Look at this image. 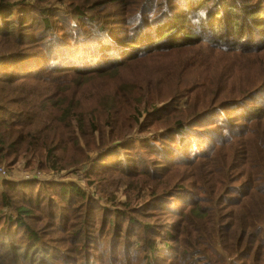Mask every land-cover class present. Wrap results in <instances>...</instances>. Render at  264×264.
Here are the masks:
<instances>
[{"label": "trees", "instance_id": "trees-1", "mask_svg": "<svg viewBox=\"0 0 264 264\" xmlns=\"http://www.w3.org/2000/svg\"><path fill=\"white\" fill-rule=\"evenodd\" d=\"M125 1L89 0L85 9L77 8L67 15L59 14L60 8H57L51 19H46L38 14L40 10L31 0H0V71L3 73L22 70L40 56L39 51L45 52V42L50 40L52 34L50 30H53L51 49L62 44L67 52L65 54L69 55L67 59L72 58L73 54L88 59L83 54L85 49H99L100 46V50H96L98 53L88 55L89 67L79 63H76V67H63L57 65L55 57H52L55 64L51 68L33 67L26 73L0 77V165L13 161V165L22 163L28 169L32 167V170H38L35 166L38 160L46 170L44 172L57 175L87 167V181L75 178L73 184L66 181L58 183L60 191L56 194L70 207L69 217H56L61 218L59 223L56 218L40 227L34 223L31 210L45 208L42 205L45 193L22 205L14 196L17 191L15 186L10 184L4 189L0 186V206L5 210L0 217V264H75L68 254L71 249L63 245V239L57 234L68 230L70 242L75 240L80 243L84 239L82 227L96 207H103L108 212L125 209L126 223L117 228L120 235L136 232L130 230L134 223L140 226L141 233L133 245L134 249L126 252L121 259H116L115 264H126L124 261L129 260L136 261L131 264H264V100H253L264 93V85L261 88L254 85L247 90H231L229 97L223 101L216 96L193 97L190 89L183 87L181 81L170 103H166L164 92L159 87L155 92L148 91L140 96L133 93L139 100L133 99L131 104L125 99L100 97L98 100L86 98L81 105L83 101L80 95L68 101L62 98L56 100L55 95L50 97V94H46L49 90L46 86L55 84L57 80L70 76L94 78L104 73L110 74L112 70L142 59L149 51L156 54L174 52L173 56L205 51L208 61L204 63L195 58L190 62H193L191 70L207 72L222 67L220 63L228 66L230 73L220 76L218 80H225L224 93L230 83L234 84V79L252 74L242 68L256 63L264 65V60L258 55L264 54V0H169L167 8L172 10L169 15L164 12L165 8L148 12L149 4L146 3L137 11H126L131 29H125L123 35L118 36L120 41H115L114 35L106 40L104 35L108 32L92 27L94 21L90 18L89 10L110 5L120 8ZM9 12L12 13L11 17L3 20L2 16ZM28 13H35L38 19L33 21H38L42 26L37 29L36 39L30 40L33 35L30 28L37 25L32 26L27 21ZM162 16L170 17L171 22H165ZM188 18L198 20L201 27L211 34V41H207L204 35L198 39L195 36L197 29H190L192 25ZM57 20L59 23H56ZM73 21L78 22L76 25H79V29L75 28ZM16 25L19 27L16 28ZM138 27L144 28L136 31ZM181 35L186 36L180 42ZM75 42L82 44V48H78ZM166 42H169L170 49L162 45ZM241 43L248 47H240ZM33 44L44 48H36ZM141 46L148 48L142 50ZM198 46L202 50L194 49ZM102 47L112 52L101 51ZM33 50L38 51L31 52ZM134 50L139 51L135 53ZM219 50L223 53L220 54ZM131 53L129 61L118 67L98 68L100 60L111 62L115 57H128ZM108 56L110 60H105ZM62 57L60 53L61 63ZM47 71L59 75L54 81L45 83L44 74ZM190 73L185 80L213 83L208 77L193 81ZM61 82L66 83L67 80ZM239 97L242 98L223 104L226 100ZM48 102H54L53 109L45 107ZM232 107L236 108L234 116L238 117L237 121L235 117L224 118L225 112ZM73 110L75 114L71 113ZM98 111L105 113L102 127L99 125ZM5 114L7 117H4ZM204 115L212 116L208 129L193 128L196 120ZM124 122L130 131L115 133L113 130ZM202 138L205 141L200 144L207 149L199 147L196 151V139ZM101 145L106 147L99 151L104 154L125 150L126 161L122 164H110L108 161L105 167L89 168L99 162L97 159L91 163L90 156ZM131 155L144 165H134ZM70 159L75 161V165L65 168L62 162ZM215 163L218 164L216 169ZM183 170H186L187 178L179 177L177 183L180 189L173 190L174 176ZM214 175L220 178L219 186L238 184L236 188L231 187L237 199H233V211L228 223L221 208L225 195L212 197L208 202L213 206L209 214L197 207L202 201L199 192L204 187L215 188L211 184ZM112 176H118L125 184L127 199L124 203L113 199L115 193L99 188L100 183ZM190 180L193 182L191 196L196 201L191 203L190 215L185 214L184 210L182 217L188 219V224L194 230L191 242H183L175 235L174 229L163 233L164 224H143L139 221L148 205L154 206L153 211H157L156 200H162L160 197L173 199L184 190L185 181L189 183ZM83 183L99 191L98 202L94 200L93 192L81 187ZM54 202L49 196L48 203ZM71 219H77L78 225H74ZM79 226L82 227L76 231ZM110 227L115 228V225L111 224ZM125 228L128 229L125 231ZM16 230H20L22 240L20 237H8ZM204 236L208 238L206 244L199 242L200 237ZM92 245L88 243V247ZM200 246L207 251L213 249L219 252L212 259L198 251ZM53 252L65 255L59 256Z\"/></svg>", "mask_w": 264, "mask_h": 264}, {"label": "rangeland", "instance_id": "rangeland-1", "mask_svg": "<svg viewBox=\"0 0 264 264\" xmlns=\"http://www.w3.org/2000/svg\"><path fill=\"white\" fill-rule=\"evenodd\" d=\"M33 4H35L39 11V15H44L46 19H51V16L53 15V12L60 8L59 14H67L71 15L73 11L77 8H83L85 9V5L88 3L89 0H31ZM148 3V12H157V10H163L166 14H171L172 10L170 8H167L169 4V0H126L122 7L118 8L116 5H110L108 7H100L95 11H90V18L94 21L93 22V28L100 29L102 31L108 32V34L104 35L105 39L107 40L111 35H114L115 41H120L118 38L119 35H123L125 29H131L129 24V16L126 14V11L129 9H135L136 11L143 5ZM157 9V10H156ZM178 7L175 9L177 10ZM12 13L9 12L3 17V20H7L11 17ZM27 21H30V25L36 27H31L30 31L33 33L31 36V39H36V32L38 28H42V26L39 24L38 21H33L35 19H38L35 13H28L26 15ZM163 17V16H162ZM260 17V15H259ZM32 19V21L30 20ZM163 20L165 22H171L170 17H163ZM105 21V22H103ZM188 22L192 25V28H190L192 31L194 29H197L198 32L196 37L198 39L200 37L205 36L207 41H211L212 36L211 34L201 27L199 24V21L194 18H188ZM56 23H59L58 20ZM78 22L73 21V24L76 25ZM116 23V24H115ZM136 26V25H135ZM134 26V27H135ZM16 28L19 26L16 25ZM133 27V28H134ZM76 29H79V25L75 26ZM144 28V27H143ZM141 27H138L136 31L143 29ZM181 28V27H180ZM50 32L53 34V30H50ZM187 33V32H186ZM50 40H46L45 45L47 47V50H44L45 52L39 51L41 54L37 58H35L34 61L29 63V66L26 68H23L19 71H6L1 72L0 71V77H5L6 75L15 74V73H26V71H30L33 69V67H36L37 69L42 67L51 68L53 64H55V61L52 57H55V60L57 62V65L64 66H70V67H76V63L82 64L86 67L90 66V58L88 55H92L93 53H98L99 49H85V52L83 53L85 57L88 59H81L78 54H73V57L70 59H67L69 55H66V49H63L62 44H57L54 49H51L50 42H51V36ZM48 36V35H47ZM186 35H181L179 38V41L181 42L183 40V37ZM72 42V41H71ZM104 42V41H103ZM76 43V42H75ZM109 43V42H108ZM169 42L163 43L162 45L166 48L169 47ZM78 45V48H82V44L79 42L76 43ZM36 48L43 49V46H39L38 44H33ZM240 47L247 48L248 46L244 43L239 44ZM148 46H141L140 49L147 50ZM196 50H202L201 47H195ZM98 50V51H96ZM104 51L106 53H111L112 51H105V48L102 47L101 51ZM38 50H33L31 52H35ZM139 50H134V52H138ZM220 54L223 53V51L219 50ZM230 51V50H229ZM73 52V50H72ZM62 53V61L60 62L59 55ZM174 52H167V53H158L149 51L142 59L137 61H132L129 64L120 67L118 69L112 70L110 74L104 73L100 76H95L94 78H77L74 76H70L64 79L57 80L55 84L46 86V89H49L46 94H50V97L52 95H55L54 99L58 100L59 98L65 99V100H71L72 98H75L76 95H80V100L83 101L81 105L84 104V100L86 98H94L95 100H98L100 97H103L105 99H125L128 100L129 104H131V100L135 99L136 101L139 100V98L134 95L133 93H137V95L147 94L148 91L155 92L156 88L159 87L164 92V97L166 103L171 102V98L174 96V94L178 91L177 84L181 81L183 83V87H187L190 89V92H192L193 97H203L207 95L208 98H214L215 96L219 99V101H223L227 99L228 92L231 90H247L249 88H252L254 85L260 86V88L264 85V65L262 63H256L251 66L244 67L242 69H245L252 74L247 77H243L240 79H234V84L230 83L227 87L226 92L222 93V88L225 85V80L222 79L220 82L218 81L220 76H226L230 73V69L228 66H225V64H222V67H216L213 69L208 70L207 72L205 70H201L198 72L191 70V64L192 60L194 61L195 58H199L202 62L206 63L208 61V57L206 55L205 51H199L196 53H193L191 55L186 56H173ZM123 56L121 58L115 57L114 60L111 62H104L103 60H100L101 63L98 66V68H102V66H107L110 68L118 67L121 64L129 61V55ZM108 55V54H107ZM259 57H261L264 60V54H258ZM99 57H103L99 56ZM223 59H228L229 57H222ZM105 60H110V56H108ZM25 65V64H24ZM34 65V66H33ZM62 66L60 71L62 70ZM58 67V66H57ZM97 68V69H98ZM96 69V72H97ZM88 70H91L88 69ZM87 70V71H88ZM191 70V73H190ZM189 73L193 76V81L203 79L208 77L213 83L206 84L202 83L200 81L197 82H190L188 80H185L186 77H188ZM59 74L52 71H47L44 74L45 83H50L54 81V78L57 77ZM53 79V80H52ZM62 80H67L66 83L61 82ZM183 89V88H182ZM239 98H233L230 100H226L225 103H230L237 101ZM253 100L257 102H261L264 100V93L258 94L256 97L253 98ZM250 105V102H249ZM45 107H49L51 109L54 108V102H48ZM80 109V106L78 107ZM241 107L238 108V110ZM226 109V108H225ZM235 107L230 108L225 112L224 118H231L235 117L234 114L236 113ZM14 113L16 111L13 110ZM18 113V112H17ZM71 113H76V111H71ZM7 114L4 115V117ZM12 116H14L12 114ZM98 120L100 121V126L102 127L105 120V113L98 111L97 112ZM15 117V116H14ZM212 120V116L204 115L196 120V123L192 126L196 130H199L201 128H204L205 131L210 126L209 124ZM238 120V117H235V121ZM1 121V119H0ZM77 127V125H76ZM192 129V128H191ZM115 133H128L130 130L128 128V125L124 123H120L114 130ZM216 134V133H215ZM205 138H202L201 140L196 139V142L198 144H194V147L196 148V151L199 149H207L206 147L201 146L200 143L204 142ZM129 140V139H128ZM200 141V142H199ZM132 146V145H131ZM134 146V145H133ZM130 147V146H129ZM101 149H106V147H103L101 145L98 147L90 156L93 163L98 159V163L95 165L89 166V168H100L107 166L110 162V164H122V162L126 161L125 157V150H114L110 152L109 154H104V152H99ZM99 152V153H98ZM30 155H33L32 152H29ZM39 157V156H38ZM36 157V158H38ZM121 159L120 162H118ZM131 159L134 162V165H144L141 163H138L137 159L131 155ZM109 161V162H108ZM14 162L11 161L8 165H0L1 168L4 169L6 172V178L8 179H1V189H4L8 187V185H13L16 187V192L14 196H16V201L19 204L24 203H30L33 201L32 198L38 199V197L45 193L42 197L43 202L42 205L45 206L43 209L39 210H31L32 215L34 217V223L37 224V226L45 225L48 221L53 222L54 219L59 215L61 218L69 217L70 216V207L65 204L59 197L57 196V192L60 191V188L58 187V183L60 181H66L67 183L73 184L75 183V178L87 181L85 173V169L87 167H79L76 169H73L69 172L65 171L61 173L60 175L44 172V168H42L39 165L38 160L35 161V166L38 168V170H32L33 168L30 167V169L27 168L24 164H18L13 165ZM62 165L65 168L73 167L75 165V161L70 160H64L62 162ZM104 165V166H102ZM125 165H130L125 163ZM86 166V165H85ZM109 167V166H108ZM112 167V166H111ZM218 167V164H214V169ZM186 170H183L177 174H175L174 178V186L173 190L179 191V183L177 181L179 180V177H184L186 180L187 178V172ZM60 178H63L61 180ZM220 178L217 175H214L211 180V184L215 185L214 189H210L209 187H204L199 192L200 199L202 201L199 203V207L201 210L206 211L208 214L211 212L213 206L211 204H208L209 201H211L212 197H217L220 195H225V200L223 201V204L221 205V208L223 209L222 215L227 217L225 220L226 223L229 222L230 213L233 211L232 205H233V199H237V196L231 191V187L236 188L238 184H232L229 183L225 186H219ZM192 180L188 183V181H185V188L182 192L178 193L176 197L173 199H169L167 197H160L162 200H156L154 202L155 207L157 208V211H153L154 206H147V209L142 212L141 218H139L140 222L143 224H151L155 223V225H161L164 224L163 233H166L169 229L175 230V235L182 239L183 242H191V239L193 237L194 230L193 228L188 224V219L182 217V212L185 210V214L190 215V210L192 209L191 203L192 201H196L192 198ZM81 187L83 189L89 190L93 192L95 195H92L94 200L98 202L97 196L100 195L99 191L92 190L87 184H82ZM99 188L104 189L108 193H115V196L113 199H117L118 203H124L126 201V194H125V184L121 182V180L118 178V176H112L110 178H106L105 181L99 184ZM0 189V190H1ZM43 190L37 195V192ZM212 193V195L210 194ZM228 193V195H226ZM52 197L54 199V203H48V197ZM1 205V203H0ZM196 208V206H195ZM5 213V210H3L0 206V217L3 216ZM207 214V215H208ZM125 216V209L120 208L118 210H115V212H108L103 207H96L91 210L86 225L85 226H79L76 228V231L82 227V230L84 232L83 240H81L80 243L70 242V235L67 233L68 230H63L58 232V237H61L63 239V245L65 247L70 248V252H68L70 258L74 260L75 264H115L116 259H121L126 252L132 251L134 249L135 241L138 239V234L141 233L140 226L137 223H134L130 230H136V232H132V234L127 235L123 233V235H120V231L117 230V228L121 225H124L126 223ZM61 218H56L57 223L61 221ZM153 218H156L152 220ZM208 220V217H206ZM70 220V219H69ZM72 220V219H71ZM74 223V225H78V220L73 219L71 221ZM111 224L115 225L114 227H110ZM139 222V223H140ZM107 223V224H103ZM106 225L108 227H106ZM177 225V226H174ZM128 228H125V231ZM161 230V227H160ZM114 232V233H113ZM179 232V233H178ZM8 237H12L14 239H17L20 237V239H23V236L20 235V230L14 231V233L8 235ZM156 239V238H153ZM160 241V240H158ZM200 243L206 244L208 242L207 236L200 237L199 239ZM88 243H93L92 247H88ZM91 249V250H90ZM200 253H204L208 257L213 259V255L216 252H219V250H209L207 251L205 247H198L197 248ZM219 249V248H218ZM47 253L49 250L45 249ZM91 251V252H89ZM57 253L59 256H63L62 252H53ZM102 253V254H101ZM146 255V254H144ZM126 264L136 263V261H124Z\"/></svg>", "mask_w": 264, "mask_h": 264}, {"label": "built area", "instance_id": "built-area-1", "mask_svg": "<svg viewBox=\"0 0 264 264\" xmlns=\"http://www.w3.org/2000/svg\"><path fill=\"white\" fill-rule=\"evenodd\" d=\"M0 178L1 179H8V178H6V172L1 167H0Z\"/></svg>", "mask_w": 264, "mask_h": 264}]
</instances>
